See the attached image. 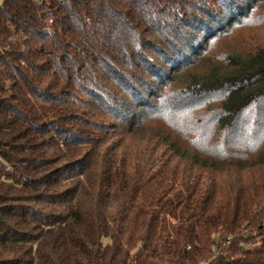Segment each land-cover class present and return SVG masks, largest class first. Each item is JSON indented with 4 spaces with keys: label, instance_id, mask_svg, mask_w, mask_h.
<instances>
[{
    "label": "trees",
    "instance_id": "1",
    "mask_svg": "<svg viewBox=\"0 0 264 264\" xmlns=\"http://www.w3.org/2000/svg\"><path fill=\"white\" fill-rule=\"evenodd\" d=\"M102 1L0 5V264H264V0Z\"/></svg>",
    "mask_w": 264,
    "mask_h": 264
},
{
    "label": "rangeland",
    "instance_id": "2",
    "mask_svg": "<svg viewBox=\"0 0 264 264\" xmlns=\"http://www.w3.org/2000/svg\"><path fill=\"white\" fill-rule=\"evenodd\" d=\"M2 1L3 0H0V5L2 4ZM100 1L101 3L93 0V3H90V18L100 29L106 31L107 35L113 36L115 33L112 31L114 29H111V27H113L111 24H117L115 21L118 18L114 17L113 13L115 10L113 11V9L110 8L111 6H109L108 2L105 3V1ZM136 10L141 19L142 25L147 29L149 36L155 39L158 43L163 44L164 41L170 38L171 33L177 32L167 10L162 9L159 13H154V10L151 7L144 5H139ZM254 27L259 26H246L244 29H237L238 31H234L228 36H223L218 45L221 51L220 58H226L229 53L246 52L245 45L259 44V40H264V25L258 29H253ZM136 30H141L137 24ZM212 53L213 50L202 58L195 60L192 67L187 70V73L196 74L206 72L211 65L210 62L213 60ZM184 84L185 82L183 80L179 83L175 82L171 85L169 90H180L186 86ZM218 103L219 97L213 96L207 104L213 109ZM3 166L4 163L0 159V167Z\"/></svg>",
    "mask_w": 264,
    "mask_h": 264
},
{
    "label": "built area",
    "instance_id": "3",
    "mask_svg": "<svg viewBox=\"0 0 264 264\" xmlns=\"http://www.w3.org/2000/svg\"><path fill=\"white\" fill-rule=\"evenodd\" d=\"M65 1H67V0H65Z\"/></svg>",
    "mask_w": 264,
    "mask_h": 264
}]
</instances>
